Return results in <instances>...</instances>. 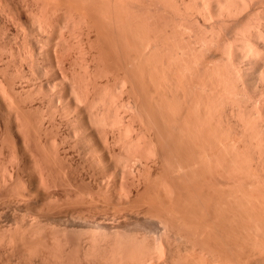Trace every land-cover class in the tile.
<instances>
[{"label":"bare ground","instance_id":"6f19581e","mask_svg":"<svg viewBox=\"0 0 264 264\" xmlns=\"http://www.w3.org/2000/svg\"><path fill=\"white\" fill-rule=\"evenodd\" d=\"M33 104L79 141L71 189L135 195L101 217L114 231L90 229L104 261L165 264L173 243L209 254L202 231L264 264V0H0V136L19 157L4 169L50 189L64 158L33 139Z\"/></svg>","mask_w":264,"mask_h":264},{"label":"rangeland","instance_id":"374dc122","mask_svg":"<svg viewBox=\"0 0 264 264\" xmlns=\"http://www.w3.org/2000/svg\"><path fill=\"white\" fill-rule=\"evenodd\" d=\"M45 109H46V107L44 108V112L46 111ZM31 111H33V112H31ZM42 112H43V109H41V106L34 105V104H33L32 108H28L27 111L25 112V114H26L25 116L31 115L30 117L28 116V118L27 117L26 118L30 119L31 121L33 120L34 123H33V121H32V123L35 124V125H33L30 123L35 128V129H33V131H32L33 127L31 128V133L32 132L34 133L35 132L34 130H38V132H40V133L43 132L41 134L43 135L44 138L46 137L45 139H47V140H50L52 138L56 139V142H58V145L60 144V146H61V147L60 146L58 147V149H60L59 153H61V156L63 155L62 157L64 159H67V161L63 162L64 159L60 158L61 156L59 154V158L62 159V161H59V162H62V163H59V164H62L60 167L67 168V169L61 170L62 169L61 168L60 171H56V172L52 171L51 173H49L50 176L49 175L46 176L47 180L50 182V185L51 186L53 185L52 187L50 186L51 187L50 189H45L46 187L44 188L42 186V184L39 185L40 184L39 176H37L34 172L32 173V171H30L29 169L27 171H25L24 173H21V175H19V177H18V175H15L14 173H12V176L9 177L8 176L9 174L7 175V173H8L7 170H5L4 168L5 167L6 168L7 167L12 168L11 166L15 165L17 163V161L19 160L18 159L19 157L16 155L20 154L19 156H21V153H19V154L17 153L15 155L17 157L16 159H15V157H14V159L13 158L11 159L10 157L11 156L13 157V155L12 154L10 155L8 147H5V145L6 146H8V145L3 143L5 141H2V139H4L6 135L3 136L4 135L3 134L2 135L3 138H1L2 136H0V138H1L0 139V147L4 146L6 148V149L4 147H3L4 149L0 148V149H3L2 150L3 152L0 151V264H106L105 261L108 263L107 258H110L109 255L107 253H105L104 251H103L104 252L103 253L101 250L99 252V247H98L99 253H97V246L98 245H95L96 246V248H95L96 252L94 250H92L93 248L91 249L92 244H90L91 241H89L90 240L89 237L91 235V230L94 229L95 226L101 227V224H102V227L103 228L105 227L104 230H106V228L108 229L107 232L111 231L112 230L111 228H113V231H114L115 227H117V223L113 222V224H111L112 222L111 223H109L110 221L107 222L108 220L104 219L106 214H111L113 212L118 213V211H119V213L120 212L122 213V211L126 212L124 209V205H125L124 203L130 204V202H131V204L133 205L135 202V199H136L135 195L133 197L134 198L133 201L125 202L123 200H120V198L118 199L119 196L115 192L113 196L116 195L118 197L112 196V201L115 202V203H113V202H109V200H108L109 198L107 197V194H106L107 191L104 189L99 190L97 187H91V186H90L91 187V189H90L88 187L89 185L88 186L84 185L83 182H82L83 184L81 183L82 187L80 186L81 184H79L80 187L75 186V185H77L78 182L75 184V182H73V180H72L74 178V176L76 175V171H74L75 172L74 173L73 170H75V168L77 167L76 165H78L80 168L83 167L81 165V163H79L80 162L79 156H77V154H78L77 149H78V142L79 141L76 140L77 139L76 137L73 138V136H71L72 134H70V135L68 134L69 131H68L67 127H64V125L58 124V127H59L58 128L57 126L48 123L49 109L47 110L48 114L46 112H45L46 114L44 112H43L44 114H42ZM39 113H41V114H39ZM40 115H42V116H40ZM45 115H47V116H45ZM41 118H44V120ZM45 118H46V120H45ZM40 121H41V123H39ZM42 121H44V122H42ZM35 122H37V124L39 123L41 125L38 124L39 125L38 126ZM47 123H48V125H47ZM51 126H53L54 128ZM39 127L43 128L44 130L39 128ZM49 127L52 128L53 130L50 129ZM44 132H45V134H44ZM46 134L49 136H47ZM13 136L15 137L16 135H13ZM32 136H33V139L36 138L35 134H33ZM66 136L69 138H67ZM5 139H7V138H5ZM74 142H75V144H74ZM18 148L19 147H17L16 150H18ZM64 149L66 151H63ZM67 150H68V152H67ZM68 157H71L72 159L68 158ZM29 159H28L29 163L27 162V166H28V164L30 165V163L32 164V162H30ZM60 159H58V160H60ZM68 162H70V163H68ZM63 163L65 165L64 167H63ZM162 169H163V166L160 167V170H162ZM68 171H69V174H68ZM70 171H71V173H70ZM57 172L60 175L57 174ZM61 172H66L67 175H69L71 177H69V176L65 177L66 175L63 176V174H65V173H61ZM72 173H73V175L74 174L75 175L73 176ZM51 174H53V175H51ZM154 174L158 175V174H162V173L158 172V173H154ZM154 174H153L154 177L152 176V178L157 179L156 177H158L159 175L155 176ZM53 177H55V179H56L57 187L56 186L54 187V185H56V184L54 183L55 179H53ZM63 177H65V179H63V181H62L61 178H63ZM67 178H69L68 180H70L72 178L71 179L72 181L70 180L72 182V184H71V182L68 183V184H70L69 186H68V184H66ZM6 181H8V182H6ZM59 182L60 183L62 182V183L58 187ZM51 183H53V184H51ZM73 184H75L74 186L78 190L76 188L75 189L72 188L73 190L70 188V186ZM65 186H67V187L65 188ZM23 188H25V189H23ZM90 190H91V192H89ZM141 190H144V189L142 188ZM92 191H94L93 194H90V193H92ZM101 191H103V192H101ZM116 191H118V190H116ZM94 193H95V195H94ZM102 194H104L105 196ZM135 194H136V192H135ZM100 197L101 198L104 197V198L101 199ZM114 198H115V200H114ZM105 199L107 201H105ZM103 200H104V202H103ZM117 200L118 201L120 200V202H124V203L117 202ZM129 204H126L127 206H129V209H126V210L131 212L132 210H134V207L130 206ZM122 207L124 210L122 209ZM131 207H132V209H131ZM125 208H128V207H125ZM135 211H136V209H135ZM101 217H104V218H101ZM140 219H141V221H143V219L141 217H140ZM104 220H106V221H104ZM130 221L133 222L132 219ZM130 221H127V224H126L128 227V229H127L128 231H130L132 228H133L132 229L133 231L134 230L137 231V229H138L139 232H140L139 229H144V224H137L136 225V223H135V225L134 224L132 225V223ZM96 222H98L99 225ZM93 225H94V227H93ZM104 225H106V226H104ZM108 226H109V228H108ZM90 227H92V228H90ZM96 227H95V229H96ZM103 228L100 230H103ZM94 230H92V231H94ZM97 230H98V228H97ZM100 230L97 231V233L102 232ZM141 231H143V230H141ZM111 232H109V233H111ZM103 233H105V232H103ZM100 234L101 233H98V235H100ZM95 235H96V233H95ZM98 235H96V236H98ZM197 235H198V233H197ZM97 239H99V236ZM204 239L207 241V233L199 231V236L197 237V241H198L200 247H202V245H204L207 247V249H208V247L211 248L210 250H208L209 251L208 253L210 254L212 252L216 258H218V256H219L220 257L219 261L222 262V264L223 263L224 264H228V263L238 264L239 261H240V263L242 261H244L241 264H243V263H245V264L249 263L250 264L253 261V260H251L252 258L251 259L249 258V260H248V258L245 257V259H244L241 256V254H238L239 252H236V253H234V252L230 253L231 251L225 252V250H224L225 248L222 247V245L218 244L217 242L215 243L214 241H212L209 244H207V243H205ZM97 242L99 243V241H97ZM180 245L178 246L176 243H173L171 245V247H170L171 250L169 253L170 257L168 258L167 263H165V264H191L194 261H196V263L201 262L202 264H209V263L210 264H216V262L214 260H212V261L210 260V258L208 256L209 254L206 253V251H207L206 248L202 247L203 249L206 250V251L203 250V252H205V253H203L202 251H197V250H196V253H194V252L191 253L192 251L189 252V250H188L189 248H187V246L181 245L182 246L181 247ZM86 246H90L92 253L94 252L95 254L90 253V251H89L90 249L88 247H87L88 248L87 249ZM184 246H185V249H184ZM87 251L89 253H87ZM223 251L225 252V254ZM101 252L103 254H105L107 257L105 259V261H104L105 255H103V257H101L102 256ZM227 252H229L228 255H227ZM198 253H200V254H198ZM191 254H193V255H191ZM206 254H207V256H206ZM190 255H191V257H190ZM229 255H234L235 257L232 256L233 258L232 257L229 258ZM239 255L241 257H239ZM205 256H206V258H205ZM237 256H238V258H237ZM193 257H194V259H193ZM196 257H198V258H196ZM102 258H103V260H102ZM208 259L210 262L208 261ZM237 259H239V260H237ZM240 259H242V260H240ZM225 260H227V261H225ZM245 260L248 262L246 263ZM108 264H111V263H108ZM120 264H122V263H120Z\"/></svg>","mask_w":264,"mask_h":264}]
</instances>
